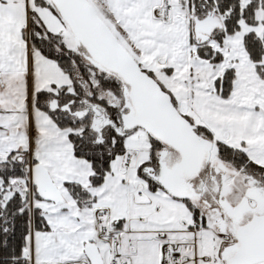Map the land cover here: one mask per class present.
Segmentation results:
<instances>
[{"label": "snow or ice", "instance_id": "obj_1", "mask_svg": "<svg viewBox=\"0 0 264 264\" xmlns=\"http://www.w3.org/2000/svg\"><path fill=\"white\" fill-rule=\"evenodd\" d=\"M0 264H264V0H0Z\"/></svg>", "mask_w": 264, "mask_h": 264}]
</instances>
